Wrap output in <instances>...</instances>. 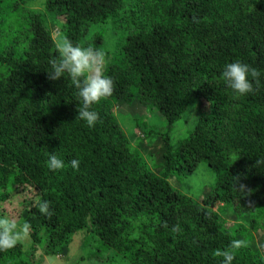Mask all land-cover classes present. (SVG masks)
I'll return each instance as SVG.
<instances>
[{"label":"trees","instance_id":"trees-1","mask_svg":"<svg viewBox=\"0 0 264 264\" xmlns=\"http://www.w3.org/2000/svg\"><path fill=\"white\" fill-rule=\"evenodd\" d=\"M32 1L0 0V215L27 223L32 240L0 249V264L66 255L82 230L131 264H221L224 250L232 264H264L252 233L264 229V0H46L42 10ZM52 24L106 55L114 89L92 106L94 127L76 119L82 101L72 81L48 79ZM109 27L119 34L113 50ZM235 61L260 72L252 93L236 96L221 79ZM194 98L199 118L174 141ZM135 103L156 107L166 123L164 132H136V146L117 116L141 127ZM144 138L157 153L141 152ZM50 153L63 169L49 170ZM202 161L215 182L199 202L169 178ZM216 201L232 208L233 228Z\"/></svg>","mask_w":264,"mask_h":264},{"label":"clouds","instance_id":"clouds-1","mask_svg":"<svg viewBox=\"0 0 264 264\" xmlns=\"http://www.w3.org/2000/svg\"><path fill=\"white\" fill-rule=\"evenodd\" d=\"M56 56L49 61V69L46 71L48 79L52 81L61 78L70 79L77 90V95L82 104L77 108V118L83 121L89 128L94 127L99 120V114L92 110V106L101 99L112 95L114 80L104 72L106 55L103 51L92 46L83 47L74 44L64 37L55 43ZM260 72L241 61L229 62L223 66L221 79L225 86L232 90L236 96H244L252 93L253 82L259 86ZM80 161L73 159L70 166L78 169ZM264 161H257V165ZM64 160L50 153L47 167L51 171L63 169ZM41 211L47 212V202L41 205ZM19 229V231L17 230ZM29 225H17L6 217H0V249L15 246L21 235H27ZM242 241H232L231 248H239ZM217 256L222 257L221 264H232L234 255L229 250L217 251Z\"/></svg>","mask_w":264,"mask_h":264},{"label":"rangeland","instance_id":"rangeland-1","mask_svg":"<svg viewBox=\"0 0 264 264\" xmlns=\"http://www.w3.org/2000/svg\"><path fill=\"white\" fill-rule=\"evenodd\" d=\"M46 0H33L27 3L28 7H33L39 10L44 9V3ZM53 28V37L55 40L61 39L60 29L57 26L51 25ZM106 27V26H105ZM105 38L109 48L112 50L115 48L119 34L115 33L112 28H108L105 31ZM133 110L136 115L142 117L141 127H138L135 117L133 115H121L117 113L118 121L125 129L127 135L131 138L132 143L136 146V140L138 136L135 134L143 133V130L152 129L156 132H164L166 123L164 117L160 114L156 107H146L141 103H135ZM199 118L198 100L192 99L188 109L184 112L180 120L176 123L171 136L174 141H178L189 135L190 131L195 126ZM146 134H143V136ZM147 149V151H145ZM157 153L155 144H150L146 141V138L142 141L140 150L144 155H147L149 150ZM147 157V156H146ZM148 159V158H147ZM150 164H153L154 158L149 159ZM149 164V165H150ZM154 165V164H153ZM170 183L182 192L190 195L196 201H201L203 196H206V192L215 182L214 172L210 165L202 161L199 163L196 170L187 177H179L174 175L169 178ZM215 209H217L226 221V225L233 228L236 225V220L233 218L232 208L226 206L224 203L216 201L214 203ZM0 217H2L0 215ZM24 223L17 224L23 225ZM19 231V229H17ZM254 235V243L264 254V229L252 231ZM19 241L24 244V248L31 246V237L29 231L27 235H21ZM98 239L94 238L89 230H82L77 232L73 241L69 246V251L66 255L58 254L54 256H46L43 248L39 249V255L44 254V260L42 264H131L128 259L121 256L112 250L101 249ZM101 253V254H100Z\"/></svg>","mask_w":264,"mask_h":264}]
</instances>
